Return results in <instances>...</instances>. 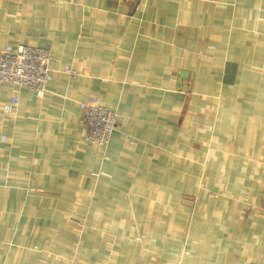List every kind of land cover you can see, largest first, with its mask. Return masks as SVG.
<instances>
[{
  "label": "crops",
  "instance_id": "crops-1",
  "mask_svg": "<svg viewBox=\"0 0 264 264\" xmlns=\"http://www.w3.org/2000/svg\"><path fill=\"white\" fill-rule=\"evenodd\" d=\"M5 45L48 50L51 72L40 100L0 88V264L101 262L104 244H77L63 211L80 195L89 220L118 222L107 215L120 192L151 190L174 154L229 196L224 214L208 202L182 218L202 238L176 264H264V0H0ZM92 97L118 115L105 160L83 142L79 104Z\"/></svg>",
  "mask_w": 264,
  "mask_h": 264
},
{
  "label": "rangeland",
  "instance_id": "rangeland-1",
  "mask_svg": "<svg viewBox=\"0 0 264 264\" xmlns=\"http://www.w3.org/2000/svg\"><path fill=\"white\" fill-rule=\"evenodd\" d=\"M194 103L195 101H191V104ZM177 109L182 110L180 106ZM0 121L3 120L0 118ZM187 126L194 142L198 139L197 129L199 128L190 122ZM202 130L212 131L208 128ZM213 140L216 139L212 136V143L206 142V144L213 146ZM174 155L172 169L164 164L155 174L150 175L155 182L151 190L144 191L142 194L136 193L134 196L131 191L120 192L124 194V201L122 199L120 202L128 206L117 205L111 208L110 215H107L118 222H100L97 213H93V219L89 220L88 208H85L86 206L81 208L79 205L80 202L82 203L80 195L77 196L79 201H76L72 208L63 211V214L66 213L65 225L77 232V244L80 245L85 234L87 238H83V243L95 242L97 247L101 242L104 244V247L100 246L104 252L101 256L102 261L97 264H176L180 256L190 254L189 248L192 249V243L202 238L197 239L187 226L183 228L182 218H186L192 224L194 218L207 209L208 202L216 204V213L223 211L220 209V199L229 198V196L225 193L224 186L215 188L211 185L212 175L205 173V171L209 173L208 167L200 162L195 167L196 171L185 174L182 169L183 166H187L188 160H183L182 154ZM101 173L94 171L92 176L95 179L105 176H101ZM79 209L83 211L84 219L78 223L67 222L71 219L70 214H74ZM97 235L99 238L96 237ZM92 236L93 239H91ZM95 237L96 241H94Z\"/></svg>",
  "mask_w": 264,
  "mask_h": 264
},
{
  "label": "built area",
  "instance_id": "built-area-1",
  "mask_svg": "<svg viewBox=\"0 0 264 264\" xmlns=\"http://www.w3.org/2000/svg\"><path fill=\"white\" fill-rule=\"evenodd\" d=\"M50 63V53L44 48L5 45L0 48V88L6 86L25 88L36 99H43L51 72ZM61 73L72 79L78 76V73L69 66H63ZM17 103L18 96L14 95L3 107L2 115L13 117ZM79 109L85 126L83 142L105 160V150L117 128L118 115L104 108L97 97L81 102ZM2 124L3 121H0V126ZM261 210L264 212V203Z\"/></svg>",
  "mask_w": 264,
  "mask_h": 264
}]
</instances>
